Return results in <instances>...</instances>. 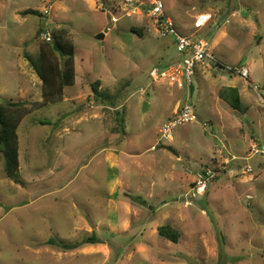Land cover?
<instances>
[{
	"label": "rangeland",
	"instance_id": "374dc122",
	"mask_svg": "<svg viewBox=\"0 0 264 264\" xmlns=\"http://www.w3.org/2000/svg\"><path fill=\"white\" fill-rule=\"evenodd\" d=\"M100 2L0 0V103L41 100L30 64L39 28L67 29L75 73L63 102L32 112L17 130L21 185L6 178L0 154V264H264V108L251 87L264 91V0H162L177 31L207 44L220 64L197 65L190 90L153 78L178 60L149 16L153 0ZM239 67L248 79L229 70ZM96 81L119 94L116 108H93ZM225 87L237 89L245 112L220 98ZM186 100L196 121L162 140V124ZM120 108L123 136L112 133ZM59 123L68 130L56 131ZM253 145L263 153L253 156ZM207 169L215 177L198 185ZM164 225L177 230V243L158 235ZM91 233L101 243L71 251L46 244Z\"/></svg>",
	"mask_w": 264,
	"mask_h": 264
},
{
	"label": "trees",
	"instance_id": "16d2710c",
	"mask_svg": "<svg viewBox=\"0 0 264 264\" xmlns=\"http://www.w3.org/2000/svg\"><path fill=\"white\" fill-rule=\"evenodd\" d=\"M23 16L34 15L41 16L36 10H27L22 13ZM130 31L141 37V30L131 27ZM44 32L39 28L35 38ZM52 41L39 42L37 52V61H30L34 72L40 80L41 100L30 102L26 99L18 101H7L0 103V154L3 159V171L6 178L10 179L15 185H21L22 181L19 177L20 170V152H19V136L17 130L22 121L32 112L39 110L48 104L59 103L63 100L64 88L74 83V45L70 35L65 28H58L51 32ZM220 67L219 62L215 63ZM90 103H98L99 105H107L110 108L117 107L118 95H111L100 89V81L91 84V94L88 96ZM220 98L226 102L231 109L238 113L246 111L242 105L240 95L236 88L225 87L220 92ZM116 111L117 127L113 128L112 133L125 135L124 110ZM44 125L45 123L39 122ZM118 131V132H117ZM203 174L204 171H202ZM125 197L136 203L146 204V201L140 196H132L124 194ZM160 237L177 243L178 232L175 228L164 225L157 229ZM101 243L100 240L91 233L90 236L83 238L81 241L69 243L63 240L49 238L47 245H51L62 251H71L83 245H95Z\"/></svg>",
	"mask_w": 264,
	"mask_h": 264
},
{
	"label": "built area",
	"instance_id": "2783aa9c",
	"mask_svg": "<svg viewBox=\"0 0 264 264\" xmlns=\"http://www.w3.org/2000/svg\"><path fill=\"white\" fill-rule=\"evenodd\" d=\"M98 2L102 7L100 0H98ZM148 13L152 18L158 32L162 36H169L173 39V44L178 54V60L172 64L167 71H161L159 74L154 75L153 78L166 79L172 86H176L178 90H182L184 88L190 90L195 67L197 65H203L206 63L215 64L218 62L216 57L208 49L207 44L203 43L202 41L193 42L189 37L184 36L177 31L172 19L167 17L165 14V8L162 0H153ZM235 15V13L232 14V16ZM115 21H117V19L113 18V22ZM40 36L41 40L45 42L52 41V36L49 32H42ZM229 70L242 79L249 78V70L246 67H239L236 70ZM251 87L256 95L258 104L264 108V91L252 85ZM195 121L196 116L194 114L193 106L188 100L181 102L178 104L171 117H169L167 121L162 124L159 130L160 137L162 140L171 141L173 131L176 128ZM202 126L206 127L207 124L202 123ZM150 150L155 151L156 146H151ZM259 153H263L259 147L255 145L251 146V154L253 156ZM247 170L252 172V168L250 166H248ZM204 173L205 179L200 178L198 185H200L203 180H211L215 177L213 171L209 169L205 170Z\"/></svg>",
	"mask_w": 264,
	"mask_h": 264
},
{
	"label": "crops",
	"instance_id": "0c3cea01",
	"mask_svg": "<svg viewBox=\"0 0 264 264\" xmlns=\"http://www.w3.org/2000/svg\"><path fill=\"white\" fill-rule=\"evenodd\" d=\"M39 86H40V83H39ZM66 88L67 87H65L64 88V96H63V100H62V102L65 100V90H66ZM87 94V95H86ZM82 93V95H78V96H72L71 98H70V100H72V101H77V102H80L81 100H82V96H84V95H86V97L88 96V93ZM40 95H41V91H40ZM85 97V98H86ZM86 106H88V105H86ZM93 108H95V110H99V111H101V113H102V109H104L103 107H102V105H95ZM87 109V108H86ZM88 110H91V112H92V107H90ZM175 110V109H174ZM174 110L173 111H171L172 113L174 112ZM97 112V111H96ZM172 113H171V115H172ZM94 115H96V114H93V118L92 119H97L99 116H98V114L96 115V116H94ZM81 121H86V119H85V117H84V115H82V116H80V117H78L74 122H73V124H71L70 126H73V125H78L79 123H81ZM56 131L59 129L60 131H67L68 129L66 128V126H64V127H61L60 126V123L56 126ZM108 134V129H106V135ZM105 150V152H106V161H107V159H108V157H109V150L111 149V148H108V147H105L104 148ZM121 152V151H120ZM200 172H202V171H199L198 173H200Z\"/></svg>",
	"mask_w": 264,
	"mask_h": 264
},
{
	"label": "water",
	"instance_id": "95a60500",
	"mask_svg": "<svg viewBox=\"0 0 264 264\" xmlns=\"http://www.w3.org/2000/svg\"><path fill=\"white\" fill-rule=\"evenodd\" d=\"M103 38H104V34H102V33H100L99 35L96 36V39H97V40H102ZM199 176H200L202 179H205V175H204L202 172L199 173Z\"/></svg>",
	"mask_w": 264,
	"mask_h": 264
},
{
	"label": "bare ground",
	"instance_id": "6f19581e",
	"mask_svg": "<svg viewBox=\"0 0 264 264\" xmlns=\"http://www.w3.org/2000/svg\"><path fill=\"white\" fill-rule=\"evenodd\" d=\"M205 21H206V16H202V17L199 18V21L198 22L200 24H203Z\"/></svg>",
	"mask_w": 264,
	"mask_h": 264
}]
</instances>
